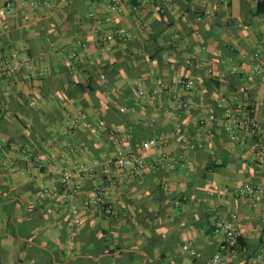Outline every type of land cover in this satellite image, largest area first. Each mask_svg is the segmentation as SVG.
Returning <instances> with one entry per match:
<instances>
[{
    "label": "crops",
    "instance_id": "0c3cea01",
    "mask_svg": "<svg viewBox=\"0 0 264 264\" xmlns=\"http://www.w3.org/2000/svg\"><path fill=\"white\" fill-rule=\"evenodd\" d=\"M36 1L0 0V264H264V195L239 193L264 186V155L258 134L236 126L258 119L264 140L254 72L264 0H155L135 11L126 0L119 13L110 0ZM90 75L97 90L68 97V81ZM152 137L167 157L141 148ZM120 154L141 157L143 174L117 168ZM231 212L244 246L215 262ZM102 239L126 246L96 257Z\"/></svg>",
    "mask_w": 264,
    "mask_h": 264
},
{
    "label": "built area",
    "instance_id": "2783aa9c",
    "mask_svg": "<svg viewBox=\"0 0 264 264\" xmlns=\"http://www.w3.org/2000/svg\"><path fill=\"white\" fill-rule=\"evenodd\" d=\"M47 2L48 0H44ZM126 0H110L109 8L114 13H119L123 10V6ZM155 0H134V4L131 5V8L135 11L139 8V6H147L151 3H153ZM31 6H37L38 2L36 0H31ZM164 4L167 8H172V3L165 0ZM11 7V3H7L6 7L1 10L2 14H5L8 12V10ZM160 11H162L161 7L158 8ZM71 56H74V53H72ZM256 59L257 64L254 67L255 74L261 79V81L264 83V65L261 63V55L259 52L256 53ZM191 60V59H190ZM192 63V61H191ZM182 82V80H180ZM175 98H177L179 101V108H182L183 102L180 99L181 96H178L177 94L174 95ZM68 121L70 124V128H75L79 124V120L77 118H72L68 116ZM100 125L103 126L104 123L100 122ZM237 127H247L255 134H258V138H256L253 148L261 151V154L264 155V140L260 137V131H261V124L258 119L253 120H247V121H241L236 124ZM175 135L177 139H179L182 142H185L187 140V136L185 132L183 131L182 127L179 125L175 129ZM165 145L166 142L163 139H157V138H148L144 140L141 143V148L144 151H158L161 152L163 157H167L168 153L165 151ZM114 165L117 168H129L131 170V173L135 176H140L144 172L145 163L144 160L139 158H129L125 155L120 154L114 161ZM74 170H65L62 173L61 177V183L62 187L64 188V191L67 192L68 184L70 181H72V178L75 176ZM164 190L168 191V185H164ZM239 193L243 196H263L264 195V186L261 183H253V182H246L243 186L239 188ZM44 194V193H43ZM175 206H180L181 200L176 199L174 201ZM237 213L231 212L229 215V218L222 221L219 225L221 230L223 231V241L219 245V250L214 256V261H220L222 256L226 253H234L238 249V238L240 236L239 228L236 224L237 220Z\"/></svg>",
    "mask_w": 264,
    "mask_h": 264
},
{
    "label": "trees",
    "instance_id": "16d2710c",
    "mask_svg": "<svg viewBox=\"0 0 264 264\" xmlns=\"http://www.w3.org/2000/svg\"><path fill=\"white\" fill-rule=\"evenodd\" d=\"M261 4V3H260ZM261 11V9H259L258 8V12H260ZM163 50H165V48H161V49H159V51H157V52H162ZM154 53L153 55H150V59L151 60H154V59H156L157 58V55H158V53ZM75 55L74 56H72L73 58H75V56H76V53H74ZM159 56V55H158ZM113 65L115 64V63H112ZM112 64H109V65H105V67H104V69L105 70H107L108 68H111V70H113V68H112ZM63 68H65L64 70H67V68L68 67H63ZM115 70H116V68H115ZM114 71V70H113ZM94 76L93 75H90L89 77H88V79H87V81H84V82H76V81H74V80H70V81H68V85H69V88L67 89L68 90V93H67V95H68V97H73V96H76L75 94H77V93H83V92H94V90L96 91L97 90V88L96 87H94ZM107 133L109 134V131L107 130ZM139 142H137V141H134L133 142V144L135 145L134 146V149H136V146H137V144H138ZM162 187H163V185H159L158 187H157V189H158V191L160 192V194H161V200L162 199H164V197H163V195H162ZM170 206H172V208H174V206H173V204L172 205H170ZM168 207V206H167ZM167 207H165V208H159V212L158 213H156V216L158 217V216H164V214L167 212ZM149 213H146L145 214V217H144V219L145 220H147V219H154L155 217H154V215H151L152 213H151V211H148ZM104 213L106 214V216L109 218V219H111V218H114L115 217V215H114V212L112 211V209H110L108 206L107 207H105V209H104ZM141 222V219H138V223L139 224H141L140 223ZM174 239H175V237H174ZM159 240H162V239H159ZM180 242L182 241V239L179 237V239H178ZM177 241V240H176ZM164 245H169V241H164ZM173 246H175L176 244H172ZM126 245L125 244H123V243H118L116 246H111L110 245V243H108V240H106V239H102L101 241H97V240H95V256L97 257V256H99L100 255V253H114L115 251H117V250H121V249H123L124 247H125ZM242 246H244V242L242 241V239H241V237L239 236V238H238V247H242ZM168 247V246H167ZM218 250H219V247H218V249H217V251H216V253L218 252ZM169 251V249L167 248L164 252H162L161 254H160V260H161V262H163L166 258H167V256H168V254L166 253V252H168ZM119 256H121V257H123V259H125L126 261H130L131 259H132V256H133V253H130V252H120L119 253ZM116 256H109V257H103L101 260H100V262H98L97 264H99V263H102L103 261H108L109 259H111V258H115ZM181 259L180 258H176L175 259V262L176 263H178V264H181L180 261ZM91 261V260H90ZM197 261H198V259H197V257H194V256H192V264H198L197 263ZM122 261H120V260H117V263H121ZM122 264V263H121Z\"/></svg>",
    "mask_w": 264,
    "mask_h": 264
}]
</instances>
